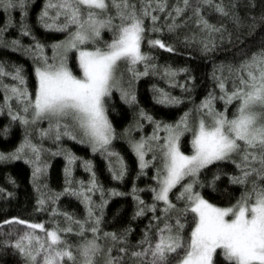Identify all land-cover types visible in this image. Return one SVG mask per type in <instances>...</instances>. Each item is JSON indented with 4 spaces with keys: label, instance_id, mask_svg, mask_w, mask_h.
<instances>
[{
    "label": "snow or ice",
    "instance_id": "snow-or-ice-1",
    "mask_svg": "<svg viewBox=\"0 0 264 264\" xmlns=\"http://www.w3.org/2000/svg\"><path fill=\"white\" fill-rule=\"evenodd\" d=\"M206 5H214L215 11L227 16L237 33L246 24L251 31L257 19L264 21V11L260 17L249 13L248 24L247 18L236 11L239 5L235 0L230 5L222 0H176L171 6L169 0H44L37 14L40 26L67 32L62 39L49 42L26 22L29 0H0L5 26L13 23L12 12L18 9L20 36L31 38L28 44L22 43L20 36L6 41V27L0 26V43L30 57L35 77L34 88L30 89L23 64L13 62L8 66L0 61V111L7 108L11 122L19 121L23 129L14 148L0 151V161L22 158L31 165L37 211L49 205L51 208L48 221L19 216L0 220V225L19 222L24 226L23 230L19 225L10 227L9 238L2 241L19 253L23 264H216V255L232 264H264V47L250 53L240 49L236 53L242 57L238 62H213L210 76L215 87L198 103L193 95L186 94L194 87L188 67L160 64L153 52L143 48L147 38L150 46L175 51L174 44L151 34L165 29L175 32L193 19L198 31L186 33L181 39L189 46L195 42L206 55L218 51L225 40L233 47H237L236 42L243 43L239 34L234 42L227 23L207 18L203 11ZM248 6L255 7V0ZM186 11L188 15L179 19ZM160 23L163 28L158 27ZM104 29L111 33L110 39H104ZM73 52L76 67L70 63ZM180 73L185 74L184 81L177 79ZM149 74L162 76L167 86L182 89L181 95H173L166 87L154 84V100L166 106L186 101L190 106L175 120L157 119L139 106L133 121L120 133L135 153L136 175H146L150 165L154 168L153 183L145 185L151 190V203L140 195L144 189L137 186L135 178L129 190L134 201L133 218L152 211L140 238L132 242L131 224L120 229L102 228L108 200L128 193L117 187L105 188L93 161L78 157L61 138L67 136L89 145L92 152L104 157L113 180H123L129 168L125 156L114 147L117 129L109 118L106 101L115 89L129 106L138 105L135 81ZM5 77L13 82H6ZM217 100L223 101L222 109L216 106ZM43 120L48 121L47 127H37ZM142 121L152 124L151 132L144 133ZM9 127L5 125L0 132L7 136ZM137 129L138 137L133 135ZM45 138L57 147H47ZM185 139L191 145L189 152L183 150ZM49 154L64 157V186L60 190L51 188L46 179ZM229 160L236 165L235 172L227 173L229 183L239 185L241 191L233 202L220 205L207 199L196 185L203 188L207 183L215 188L221 170L217 169L208 181H202L200 174L214 162ZM78 161L88 173L86 181L74 176ZM8 180L16 183L11 175ZM177 186L180 191L173 200L171 193ZM0 191L7 190L0 187ZM97 192L99 201L94 199ZM65 194L84 205L82 218L61 209L57 202ZM52 217H63L64 226ZM46 223L52 226L46 227ZM73 233L80 237L75 242L68 238ZM13 234L15 239L10 238Z\"/></svg>",
    "mask_w": 264,
    "mask_h": 264
},
{
    "label": "trees",
    "instance_id": "trees-1",
    "mask_svg": "<svg viewBox=\"0 0 264 264\" xmlns=\"http://www.w3.org/2000/svg\"><path fill=\"white\" fill-rule=\"evenodd\" d=\"M176 0H169V6ZM221 2V0H217ZM225 5H230L231 0H222ZM239 5L236 11L242 17H246L248 24L251 23V17L249 13L260 17L262 11H264V0H255V7H250L252 0H235ZM44 0H29V9L26 16V22L30 24L42 40L52 41L59 40L64 37L63 32L46 30L40 26L37 21V14L43 7ZM190 11V9L188 10ZM186 11L183 16L179 19H183L184 16L188 15ZM207 18L214 23H227V27L232 31L233 40L235 42V37L237 34L243 37V43H237V47H233V44L228 43L225 40L223 46L215 52L209 54H204L200 51L199 46L193 42L191 46L185 44L182 41V37L186 33H191L198 31L194 19L189 21L187 25L180 27L175 32H168L166 29L162 33H152L151 36L159 35L160 38L167 43H172L175 45V51H170L168 49H161L159 46H150L147 43V38L143 41V48L146 51H151L155 54L156 62L160 64L170 63L173 67H184L187 66L189 69L188 75L193 76L194 80L190 83L193 84V91L191 93H186L187 95H193L196 103L199 102L201 97H203L210 88L215 87L210 72L212 69L213 62H219L221 60H236L238 62L242 57L237 56L236 53L240 49L246 50L247 53L254 51L260 47H264V21L257 19L255 27L249 31L247 24L245 27L237 33L236 29L233 28L232 22L227 16H222L219 12L215 11L214 5H206L203 9ZM20 11L14 10L12 12L13 23L11 25L5 26V14L0 10V26H5L6 31L4 32V37L10 40L13 37L20 36L19 24H20ZM160 20L163 22L164 14H160ZM146 24H150V20L146 19ZM158 27L163 28V23H160ZM67 33V32H66ZM104 39H110L111 33L104 29L102 32ZM148 34H146L147 36ZM22 43L28 44L31 42V38L28 36H20ZM219 43V40L217 39ZM90 46V45H89ZM50 47L47 49L49 51ZM191 55H188V53ZM214 58V59H213ZM0 61H6L7 65L10 66L13 62L18 64H23L25 67V75L28 77V86L30 89L34 88L35 77L32 72L33 63L32 59L25 56L23 52L15 51L6 46V43H0ZM151 62V61H150ZM70 63L73 67H76L75 53L70 54ZM141 70L143 65H139ZM227 74V73H225ZM6 82H13L10 77L4 78ZM180 81L185 80V74L180 73L177 76ZM159 85L160 87H166L173 95H181L182 89L179 86H167L166 81L162 76L149 74L147 76L140 77L139 80L135 81V87L137 90V99L139 101L138 105L129 106L120 98V93L113 90V95L110 99L106 101L107 112L110 120L112 121L114 127L117 129V137L114 140V147L121 151L125 156L128 164V175L123 180L114 181L111 172L107 168V162L104 157L101 156L99 152H92L91 148L87 144H82L78 140H71L69 137L65 136L61 138L62 144L71 148L73 152L76 153L78 157H83L84 159H91L95 165L96 171L99 175L100 180L103 182L105 188L117 187L121 189L122 192L128 193L127 195H117L112 196L104 209V221L103 229H120L126 225L131 224L132 231L129 234V239L134 242L138 240L142 234L144 226L148 223L149 218L152 216L151 209L147 210L144 216L133 218V208L134 201L129 190L131 188L133 178L136 179L137 186L144 191L140 192V195L145 198L149 203H151V190L145 189V185H150L153 183L152 176L154 172L153 166H148L145 170V174L137 176L138 163L136 161L135 153L129 148L127 140L120 135L123 128L128 125L134 119V114L139 106H143L146 110L151 112L157 119L163 118L165 120H175L181 112L188 108L189 102L182 101L181 105L166 106L158 103L153 99V89L152 85ZM229 88H231V80L228 82ZM217 95H219V90L217 89ZM3 98V91L0 90V100ZM15 107V102H13ZM216 106L218 108H223L224 103L222 100H217ZM235 103L229 108V114H231V109L235 108ZM47 120L41 121L37 127H47ZM144 123V133L147 134L152 131V124L142 121ZM5 125H10L8 135L5 136L3 132H0V151H9L14 148L22 137L23 129L20 126L19 121L11 122L8 115L7 108L0 111V129H3ZM133 135L138 137L140 135L139 129L133 132ZM186 137L190 139L189 134H185ZM43 143L49 148L57 147V144L45 138ZM183 150L186 152L191 151V145L188 140L185 139ZM51 163L49 166V172L46 177L48 184L51 188L60 190L64 186V157L63 155H51L49 154ZM238 158V157H237ZM219 169L223 173L217 178L215 188L209 186L207 183L204 184L203 188L200 185H196L198 190H201L207 199L210 201L220 204L227 205L233 202L241 191L239 185H230L227 173L235 172L236 165L231 161H221L214 162L212 165L208 166L206 170L202 171L200 174V179L202 181H208L215 174L216 170ZM32 168L24 159L0 161V187L6 189L7 191H0V220H8L11 216H19L22 219H32L35 221H48L49 212L51 211L50 205L44 210L37 211V193L33 187L31 177ZM11 175L15 178L16 183L12 184L8 180V176ZM74 176L78 178H83L85 181L88 179L87 171L77 162L74 169ZM41 183H44V179H41ZM180 191V186H177L175 190L171 193V198L176 199V193ZM12 193L11 196L8 193ZM94 199L99 201V193L94 194ZM62 210H67L74 212L78 217L84 216V205L74 196H69L67 194L60 197L57 202ZM99 214V213H98ZM159 214V213H157ZM51 219H59L61 221V227H63V217H52ZM19 222L12 224L9 222L7 226L0 225V264H23V259L17 251L14 250L12 246L3 245L2 241L9 238L7 235L10 227H16ZM50 223H46V227H51ZM21 230H23L22 225H19ZM37 233H41V230H35ZM190 231V229H189ZM90 235V233H86ZM10 238L15 239L16 236L13 234ZM69 240L75 242L80 237L76 234H69ZM119 246V245H118ZM116 254V251H113ZM216 264H232V262L227 261L222 255L215 256Z\"/></svg>",
    "mask_w": 264,
    "mask_h": 264
},
{
    "label": "rangeland",
    "instance_id": "rangeland-1",
    "mask_svg": "<svg viewBox=\"0 0 264 264\" xmlns=\"http://www.w3.org/2000/svg\"><path fill=\"white\" fill-rule=\"evenodd\" d=\"M63 34H64V36H66L67 35V33L66 32H63ZM49 51H50V53L48 52V54L49 55H51V48L49 49ZM149 158H150V156H149ZM186 182V181H185ZM226 259V258H225Z\"/></svg>",
    "mask_w": 264,
    "mask_h": 264
}]
</instances>
